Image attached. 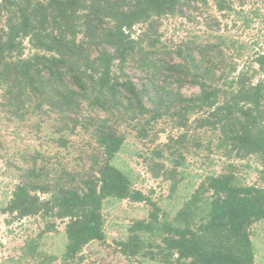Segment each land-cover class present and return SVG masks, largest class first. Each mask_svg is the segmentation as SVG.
Returning <instances> with one entry per match:
<instances>
[{
    "label": "trees",
    "instance_id": "1",
    "mask_svg": "<svg viewBox=\"0 0 264 264\" xmlns=\"http://www.w3.org/2000/svg\"><path fill=\"white\" fill-rule=\"evenodd\" d=\"M208 1L0 0V114L21 126L28 116L55 120L50 142L67 155L68 138L77 130L98 149L86 155L82 171L50 168L38 153L21 169L23 158L7 157L17 183L3 212L17 219L39 217L48 222L44 233H56L49 222L65 221L62 263H77L86 246L105 241L107 202L128 201L150 210L119 241L127 258L255 264L250 229L264 221V187L241 182L230 165L232 170L204 178L171 218L114 165L129 132L145 139L163 118L184 129L187 115L195 113L202 116L194 128L210 131L216 150L226 158L252 157L264 169V51L255 54V68L234 75L237 66L223 59L222 37L210 35L205 45L160 46L158 20L182 17L184 10L206 7ZM213 2L219 12L233 11L229 0ZM135 26L143 31L133 39ZM129 63L144 72L140 83L126 73ZM185 83L199 91L185 96L180 91ZM184 138L185 133L173 143L183 146ZM166 148L173 158L174 146ZM152 156L164 157L157 150ZM181 158L171 159L174 168L183 166ZM178 174L166 169L153 177L170 181L174 193Z\"/></svg>",
    "mask_w": 264,
    "mask_h": 264
},
{
    "label": "rangeland",
    "instance_id": "2",
    "mask_svg": "<svg viewBox=\"0 0 264 264\" xmlns=\"http://www.w3.org/2000/svg\"><path fill=\"white\" fill-rule=\"evenodd\" d=\"M229 2L233 9L231 12L217 11L213 0H209L206 7L184 10L182 17L158 20L160 46L174 49L186 41L205 45L210 35L219 36L226 41L221 46L223 59L227 65L237 66L234 75L241 69H248L250 65L255 68L256 65L252 63L255 54L264 51V0ZM141 31L142 26H135L132 38H138ZM24 45V55L32 54L27 42ZM229 45H233V48ZM125 71L135 83L145 78L144 72L130 63L125 66ZM171 86L177 87L176 82ZM180 91L185 96H191L199 90L185 83ZM203 115L207 116L206 112ZM201 116L195 113L187 115L184 129L178 128L170 118H163L145 139L136 138L135 131L129 132L122 151L114 160L117 168L132 177L133 187L149 195L171 218L204 178L230 171V165L234 166L241 182L264 187V169L254 158H226L222 151L216 150L210 131H206V128L196 131V119ZM7 118L4 113L0 114V264H64L61 255L65 244V221L49 222L50 225L54 223L56 233H44L48 222L39 217L17 219L15 214L3 212L17 183L16 171L8 158L12 162H16L12 158L14 155L23 158L25 162H18V168L21 169L31 165L27 160L38 153L48 158L50 168H58L60 165L69 170L82 171L88 162L86 155L91 151L96 154L97 146L90 136L77 130L76 136L68 138L72 147L67 155L50 142L55 120L47 116H28L26 124L21 126L6 121ZM183 133V146L173 143ZM166 145H173L176 149L173 158L182 155V167L174 168L171 162L173 158L168 157L169 149ZM154 150L160 151L164 157H153ZM166 169H176L179 173V186L174 193L170 189V181L153 177L154 173L162 174ZM149 210L150 206L144 203L107 202L103 207L105 241L89 244L82 250L81 260L66 264H158L139 256L127 258L119 245V241L126 240L128 228L135 221L148 218ZM250 234L254 246V262L264 264V221L253 225Z\"/></svg>",
    "mask_w": 264,
    "mask_h": 264
}]
</instances>
